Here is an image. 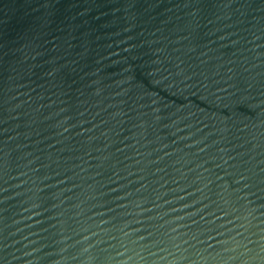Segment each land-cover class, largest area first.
Returning a JSON list of instances; mask_svg holds the SVG:
<instances>
[{"label":"water","instance_id":"95a60500","mask_svg":"<svg viewBox=\"0 0 264 264\" xmlns=\"http://www.w3.org/2000/svg\"><path fill=\"white\" fill-rule=\"evenodd\" d=\"M0 264H264V0H0Z\"/></svg>","mask_w":264,"mask_h":264}]
</instances>
